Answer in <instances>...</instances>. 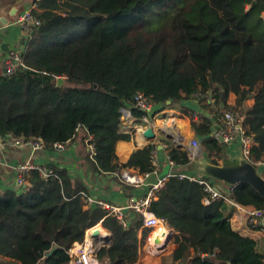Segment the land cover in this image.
<instances>
[{
    "label": "trees",
    "instance_id": "1",
    "mask_svg": "<svg viewBox=\"0 0 264 264\" xmlns=\"http://www.w3.org/2000/svg\"><path fill=\"white\" fill-rule=\"evenodd\" d=\"M33 2L40 24L27 30L21 63L0 75L2 138L39 139L47 149L79 138L84 169L113 174L115 142L130 138L120 130L122 108L142 91L156 105L187 114L194 107L179 105L194 98L207 112H215L211 99L240 110L254 140L251 158L264 161V0ZM132 112L144 115L134 106ZM192 126L211 163L222 165L224 145L213 134L214 120L203 116ZM162 139L171 147L170 159L187 164V148ZM156 150V143H148L129 166L154 171ZM41 166L46 175L31 168L20 189L0 190V264H67L70 249L98 223L111 232V243L99 247L97 259L137 262L151 232L142 215L132 209L134 218L123 220L94 206L85 197V182L67 168ZM178 172L155 190L149 206L182 235L171 264H264L256 240L231 225L226 201L205 203L204 186ZM230 192L238 203L264 207V196L249 182Z\"/></svg>",
    "mask_w": 264,
    "mask_h": 264
},
{
    "label": "crops",
    "instance_id": "2",
    "mask_svg": "<svg viewBox=\"0 0 264 264\" xmlns=\"http://www.w3.org/2000/svg\"><path fill=\"white\" fill-rule=\"evenodd\" d=\"M33 3V0H24L23 2L17 4V11L13 13L12 11H14L13 9L15 7V3L6 0H0V75L4 74L5 68L3 63L4 60L10 55V52H21L26 47L27 30L22 22H18V19L19 16L22 15L25 10ZM196 102L197 100L195 98L190 99L184 101L183 104L179 105V107L183 106L184 108H188L187 106H193L194 108H191L192 110L201 108L199 105H194ZM230 102H233V98L230 99ZM252 103L253 100H248V104ZM170 109H172L173 112H177L179 108H163L162 110L158 111L160 114L155 117V128L162 125L163 122L161 120H166L173 114L170 113L168 116L164 114L166 110ZM162 117L165 118L162 119ZM167 121L172 123V125L175 124L176 129L180 130L186 137L200 138L195 132L189 117H179L178 114H173L170 120ZM121 125L123 127L121 128V133L129 134L130 138H118L116 140L114 154V165L116 167V172L107 175L94 173L91 168H88L87 170L84 169L86 164L83 163V158L81 156L84 152V148L82 147L81 140L79 138L68 142L61 148L55 146L52 149L43 148L38 151H33L31 146L14 145L10 139L0 137V190L8 188H20L15 184V177L17 174L15 166L17 164L28 161L39 165L56 164L58 166L67 168L71 177H78L85 182L87 186V191L85 193L86 198L88 196L92 197L94 203L102 205L103 208L109 209L110 211L111 207H122L125 209L128 207L127 205L130 199L133 197L140 199L144 196H147V194L152 190V185L158 179L162 178L163 169L167 164H169V149L163 145L164 142L162 138H166L165 135L158 133L157 138L153 140H148L147 137H145L143 129L138 126L140 125L138 116L134 112L133 118L123 120ZM138 128H140V130H137ZM170 140L173 142V145L176 146V142L172 139ZM148 143L157 144V150L154 157L158 165V170L157 173L150 178L148 184L145 183L143 186L135 188L132 185L125 183L118 173H120V171L126 167L136 169L132 166H129V163L136 156L138 150L146 146ZM223 145L226 162H233L234 164H237L238 162L240 163L239 160H241L242 156L239 143H223ZM205 163H211V159L207 153L203 152L198 160L192 165V168L190 166H177L173 167L170 172L176 173L179 171L192 174H197L199 172L207 174L203 171V164ZM215 183L220 184L221 182L217 180ZM226 187L228 188V186ZM224 211L226 215H228L231 225L234 229H236L241 234L256 240L258 251L264 256V223L260 222L258 219L255 221V224H251L243 213H241L234 205L228 203L225 206ZM134 214L135 212L132 210V208H128V211L124 212L127 220L133 219ZM96 228H100L101 233L97 236V238H92V236L91 238L95 241L97 246L100 247L101 245H110L111 232L104 228L101 223H98L96 226L87 231L89 233L88 236L92 233L91 231H94ZM163 228H166L170 233V236L164 241L163 244L165 245L167 252L163 256H157L154 252L158 251L152 242V237L153 234L154 237L155 234H158L156 231H161ZM150 233L146 238L145 244L141 245L139 250V258L134 264H171L173 256L179 247L182 235L174 229L169 228L167 225H162V228L159 227L154 229L151 237L149 236ZM139 237L141 239L142 230L139 232ZM3 259L5 258L0 256V261ZM99 262L100 263L98 264H108V261L106 260ZM17 264L22 263L17 262Z\"/></svg>",
    "mask_w": 264,
    "mask_h": 264
},
{
    "label": "built area",
    "instance_id": "3",
    "mask_svg": "<svg viewBox=\"0 0 264 264\" xmlns=\"http://www.w3.org/2000/svg\"><path fill=\"white\" fill-rule=\"evenodd\" d=\"M36 6V3H33L30 5L25 12L19 16L18 22L23 23L26 27V30H30L35 25L40 24V19L38 16H36L33 12V8ZM250 6V4L248 5ZM21 55L20 51H12L10 52V55L4 60V68L7 69V73H12L17 65L21 63ZM210 97V96H209ZM211 98V97H210ZM211 103L213 107L215 108V112H207L202 107L199 109L193 110L190 114H187L181 110H178L177 112H173L172 109L166 110L165 115L168 116L170 113H173L174 115L178 114L179 117H189L192 120H199L203 116L210 117L214 120L215 126L213 130V134L219 139V137L223 138V143H234L238 142L241 149V156L251 164L255 165L261 174V176L264 178V161H253L251 158V149L254 145V140L251 135L247 133V130L244 125L245 116L234 108L231 107H225L223 104L217 105L214 103L213 99H211ZM139 108L143 111L144 115L142 117H139L138 120L140 121L139 127L143 129L144 131L147 129L148 126H154L155 123V117H157L160 113L158 111L162 110V105H156L150 96L146 95L142 91H138L134 96L133 102H128L126 107L122 108V116L121 121L126 120L128 118H133V112L131 107ZM157 107V109H156ZM172 114V115H173ZM171 115V116H172ZM165 116V117H166ZM170 117H168L166 120H161L163 123L160 125L164 132L166 134H171L174 136V141H178L183 143V147L187 148L189 161L187 164H177L175 161L169 158V164L171 165V169L173 167L177 166H191L193 165L200 155L203 153V145H202V139L200 138H189L182 134V132L178 129H176V125L167 120H170ZM165 117H162L164 119ZM175 119V118H173ZM153 121V122H152ZM122 124V123H121ZM121 128L122 125H121ZM121 130V129H120ZM128 130V129H127ZM132 130V129H131ZM129 130V131H131ZM137 130H140L138 128ZM127 131V132H129ZM174 131V132H173ZM1 137V136H0ZM9 139L12 141L14 145H30L33 148V151H38L40 149L44 148V144L41 140H25L24 138H18L13 137L12 135H9ZM89 136L86 140L87 145L89 149L92 151L91 155L94 154L95 146L90 143ZM164 142V141H163ZM165 147H168L170 152L171 147L167 142H164L163 144ZM162 146V145H161ZM177 146V143H176ZM56 147H63L62 144H57ZM178 147V146H177ZM182 147V148H183ZM154 164L156 166V169L152 172L147 173H140L138 170L126 167L120 171V177L121 179L133 187L137 188L140 186H143L145 183H149L150 178L157 173L158 165L156 163V160H154ZM31 168H40L42 174H47V169L45 167H42L39 164H36L34 162L28 161L25 163H20L15 166L16 169V179L15 184L18 187H22L25 185L26 182V173ZM174 173L170 172L169 175L163 176L162 178L158 179L153 185L152 190L147 194V196H144L140 199H137L136 197H133L130 199L128 203V207L132 208L134 211L140 213L143 217V227L149 228L151 230L156 229L158 225H166V223L158 217L153 211L149 209L151 200L153 197H155V190L159 189L164 186L165 181L168 179L169 176L173 175ZM182 178H188L191 180H198L203 186L205 191L207 192V195L204 199L205 203H210L212 200L215 199H224L226 203L234 205L241 213L245 215V217L249 220L251 224H255L256 220H260V222L264 223V207L263 208H255L252 206H246L243 204L238 203L231 197V186L225 184L228 186V188L224 185L223 181H220L212 176H210L213 179H208V175L204 173H186V172H179L178 173ZM215 180H218L221 182L220 184H216ZM20 189V188H17ZM87 201L89 203H94V200L92 197H87ZM111 212L117 215L119 218L124 220V209L122 207H111ZM91 229V228H90ZM88 229L87 231H89ZM264 229V227H263ZM93 233V231H91ZM92 233L88 236V232H86V236L83 242H77L75 245L70 249V255L71 259L67 264H98L100 263L99 260L96 257V252L99 249V246L95 243V241L91 238ZM157 247V251H162L165 249V245H158L155 244Z\"/></svg>",
    "mask_w": 264,
    "mask_h": 264
},
{
    "label": "water",
    "instance_id": "4",
    "mask_svg": "<svg viewBox=\"0 0 264 264\" xmlns=\"http://www.w3.org/2000/svg\"><path fill=\"white\" fill-rule=\"evenodd\" d=\"M24 0H15V7L13 13L17 11V4L23 2ZM7 69L4 70V74L7 73ZM63 78L59 79V84L63 82ZM170 102V100L168 101ZM158 133H161L162 135H165L166 138L174 139V136L171 134H166L161 126L154 127L149 126L144 131L145 137H147L148 140L156 139L158 136ZM219 140L223 143V138L219 137ZM178 147H183V143L176 141ZM237 164H234L233 162H226V159L224 160L222 165H216L213 163H205L203 164V171L207 173L208 175L223 181L225 184L229 186H233L235 184H238L240 182H249L254 186L255 189H257L258 192H260L264 196V178L259 173L257 167L250 162L246 161L243 157H241V160H239ZM226 162V163H225ZM171 165L167 164L165 168L163 169L162 177L167 176L170 174ZM96 206V203L93 204ZM129 207H126L124 209L125 211H128ZM101 233L100 228L94 229L92 233V238H97V236ZM160 239H158V242Z\"/></svg>",
    "mask_w": 264,
    "mask_h": 264
},
{
    "label": "bare ground",
    "instance_id": "5",
    "mask_svg": "<svg viewBox=\"0 0 264 264\" xmlns=\"http://www.w3.org/2000/svg\"><path fill=\"white\" fill-rule=\"evenodd\" d=\"M161 227L162 225H158L157 228ZM156 228V229H157ZM160 232V233H159ZM158 234L155 235V240L152 241L154 244H158V245H163L164 241L166 239H168V237L170 236L169 231L166 228H163V230L159 231ZM153 238V237H152ZM158 239H160V241L158 242Z\"/></svg>",
    "mask_w": 264,
    "mask_h": 264
},
{
    "label": "rangeland",
    "instance_id": "6",
    "mask_svg": "<svg viewBox=\"0 0 264 264\" xmlns=\"http://www.w3.org/2000/svg\"><path fill=\"white\" fill-rule=\"evenodd\" d=\"M239 111V113H240V110H238ZM237 111V112H238ZM208 175V174H207ZM208 176H210V175H208ZM154 232V229L151 231V233H150V237H151V234ZM156 232H159V231H156ZM156 235V234H155ZM149 237V238H150ZM155 240V237H154V234H153V240L152 241H154ZM154 246H155V248L157 247L155 244H154ZM157 249V248H156ZM167 251H166V249H164V250H162V251H158V252H154L157 256H163L165 253H166Z\"/></svg>",
    "mask_w": 264,
    "mask_h": 264
},
{
    "label": "clouds",
    "instance_id": "7",
    "mask_svg": "<svg viewBox=\"0 0 264 264\" xmlns=\"http://www.w3.org/2000/svg\"><path fill=\"white\" fill-rule=\"evenodd\" d=\"M249 5V3L247 4V8L249 9L250 8V6H248ZM163 108H165V107H163ZM166 108H168V107H166ZM178 110H180V109H178ZM149 127V126H148ZM169 139V138H168ZM173 140V139H172ZM232 187V186H231ZM241 204V203H240Z\"/></svg>",
    "mask_w": 264,
    "mask_h": 264
}]
</instances>
